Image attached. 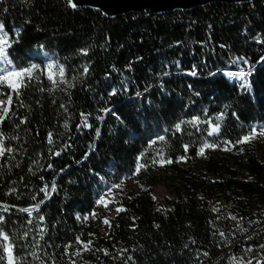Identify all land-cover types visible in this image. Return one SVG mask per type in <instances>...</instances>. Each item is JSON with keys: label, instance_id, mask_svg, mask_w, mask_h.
Segmentation results:
<instances>
[{"label": "trees", "instance_id": "1", "mask_svg": "<svg viewBox=\"0 0 264 264\" xmlns=\"http://www.w3.org/2000/svg\"><path fill=\"white\" fill-rule=\"evenodd\" d=\"M0 30L9 70L38 66L19 97L0 85V135L13 149L0 156V227L19 264H264V145L235 143L264 124V0L113 18L9 1ZM49 62L65 67L71 89L48 91ZM239 71L251 73L247 89L226 75ZM220 113L214 136L207 125L174 130ZM203 139L218 147L198 155ZM160 150L170 163H153ZM138 156L147 166L137 172ZM113 183L107 207L97 205Z\"/></svg>", "mask_w": 264, "mask_h": 264}, {"label": "snow or ice", "instance_id": "2", "mask_svg": "<svg viewBox=\"0 0 264 264\" xmlns=\"http://www.w3.org/2000/svg\"><path fill=\"white\" fill-rule=\"evenodd\" d=\"M67 4L68 6L73 7V8L77 7V5L73 2V0H67ZM6 46H10V45L8 44V41L5 38H3V35L0 34V85H6L8 89H10L12 92H15L17 97H19L20 93L18 90L23 86L24 78L29 77L32 79H36L37 77L34 76V71L38 66L36 64H31L28 67L12 68L11 70H9L11 62L9 61L6 55V52H5ZM221 47H223V45H221ZM80 51L83 54L87 55V49H81ZM137 59H139V57ZM239 59H243V57H240ZM261 59H264V57H261ZM245 63H247V61H245ZM177 67H179V65H177ZM88 70L89 69L87 67L84 68V72H88ZM45 72L47 73L48 80L51 82V87L48 89L49 92H51L53 89L60 88L61 85H63L65 88H68V89H71L73 87V82L65 78V67L63 65L57 64L54 69L53 62H49L45 65ZM188 74L192 76H195L197 74L195 70V66H193V69L190 72H188ZM250 74H251L250 72H245V71H239L236 73H232V75H234L237 79L242 81V83L240 84V87L244 89L248 88L247 77ZM60 90H63V88H61ZM41 91H43V89H41ZM115 95H116V90L113 89L109 93V96H115ZM7 104L8 105L11 104V96H9ZM61 107H64V105H61ZM103 110L105 112L109 111V109L107 108ZM205 112H207L206 109H205ZM0 113H2L0 114V122H3L9 114V107L5 106V101L3 100H0ZM112 115L115 116L116 113L112 112ZM232 115L236 116V113L233 112ZM222 117H223L222 113L217 114L215 118L216 122H213L211 118L201 119L199 116L193 115L191 119L189 120H179L177 123H175L173 127L176 132L182 131V125L184 126L190 125L193 128H195L196 131H201V128L199 127V125H207L208 126L206 129L207 135L213 136L215 133H217L220 130L221 125L219 121L222 119ZM81 119L83 121V127H90V125L87 123L86 114L81 113ZM24 122L25 121L22 119L21 123H24ZM64 127L67 128V122H65ZM79 127H81V125H77V128ZM165 131H167V129ZM188 134L191 135L192 133H188ZM256 134H257L256 126L253 125L251 126V132L247 135L241 136L240 139L235 141V143H245L251 137H254ZM260 135H264V125H262L260 128ZM51 136L52 134L49 133L48 142L50 144L53 143ZM3 140H4V137L0 135V156H3L5 152L11 153L13 151L11 147H8V148L4 147ZM156 140L164 141L165 137L163 135H159L156 137ZM155 142H156L155 140H150L149 145H152ZM223 143L228 144L229 141L225 140L223 141ZM182 147L184 148L185 153H187L189 149V145L184 144L182 145ZM217 147H218V144L216 141H208L207 139H203V142L201 146L199 147L197 154L202 155L204 154L206 149H215ZM158 154L161 156V160L160 161L154 160L153 163H170L171 162V160L163 159V156H164L163 150H160ZM53 155H59V153L55 152L53 153ZM85 155H87V153ZM184 158H185L184 156H181V157H178L177 159L182 160ZM136 159H137L136 171L138 172L140 168H144L147 165L140 163V160H141L140 156H138ZM48 167L51 168L52 165L49 164ZM61 171H63V169H61ZM135 174L136 173L134 172L133 175ZM118 187H119V184L113 183L110 187H108L105 191H103L101 195H99V198L95 201V203L97 205H104L105 207H107L106 196H108V194L111 193L113 188H118ZM12 191H14V189ZM41 191L44 192L45 188H42ZM52 191H55L54 186L52 188ZM33 199H35V197H33ZM40 203H43V201H40ZM35 207H38V205H36ZM121 210L122 209H119V208L117 209L118 212ZM21 211L27 212L29 210L21 209ZM40 219L43 220L44 217L41 216ZM233 219H235V217H233ZM4 222H5V217L0 216V224H3ZM30 222L31 221H29V223ZM104 223H108V221L105 220ZM27 234L28 233L25 232L23 235L26 236ZM20 239H23V237H20ZM0 240L3 241L2 255H0V261H2L3 264H19V261L21 258L15 255V248L18 247V245H14L13 242H10L9 234H7L2 227H0ZM77 243H80L79 237H77ZM25 247H27V245H25ZM68 247L69 245H65L66 252H67ZM261 247L264 248V245H262ZM248 251H251V249H249ZM105 254L107 255V253ZM28 255L35 256V253L29 252ZM129 259H131V257H129ZM72 264H74V261L72 262ZM247 264H252V262L248 261Z\"/></svg>", "mask_w": 264, "mask_h": 264}, {"label": "water", "instance_id": "3", "mask_svg": "<svg viewBox=\"0 0 264 264\" xmlns=\"http://www.w3.org/2000/svg\"><path fill=\"white\" fill-rule=\"evenodd\" d=\"M77 7L95 11L104 17L113 18L129 13L143 12L147 16L167 14L177 11H189L212 3L225 5H242L257 0H73Z\"/></svg>", "mask_w": 264, "mask_h": 264}, {"label": "rangeland", "instance_id": "4", "mask_svg": "<svg viewBox=\"0 0 264 264\" xmlns=\"http://www.w3.org/2000/svg\"><path fill=\"white\" fill-rule=\"evenodd\" d=\"M0 34H2L3 38H5L7 40L6 36L2 33V30H0ZM262 125H264V124L256 125L257 134L254 137L250 138V140H252L253 142L257 143L258 145H261V144L264 145V135H260V128H261ZM214 135H216V133ZM259 157H261V155ZM157 192L160 195H162L163 194V189L161 187H159V188H157Z\"/></svg>", "mask_w": 264, "mask_h": 264}, {"label": "built area", "instance_id": "5", "mask_svg": "<svg viewBox=\"0 0 264 264\" xmlns=\"http://www.w3.org/2000/svg\"><path fill=\"white\" fill-rule=\"evenodd\" d=\"M9 1H11V2H18V3H20V4H22V5H31V4H33V0H0V4H1V2H9ZM60 2H62V3H64L66 6H68V4H67V0H59ZM69 8H70V6H68Z\"/></svg>", "mask_w": 264, "mask_h": 264}]
</instances>
